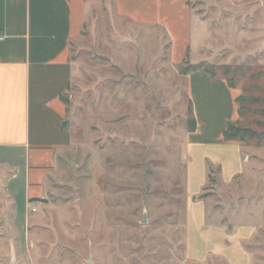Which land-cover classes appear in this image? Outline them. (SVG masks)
Wrapping results in <instances>:
<instances>
[{"label":"rangeland","instance_id":"1","mask_svg":"<svg viewBox=\"0 0 264 264\" xmlns=\"http://www.w3.org/2000/svg\"><path fill=\"white\" fill-rule=\"evenodd\" d=\"M187 1L208 25L202 52L193 43L181 66L162 29L109 7L73 46L75 145L37 204L42 222L28 236L19 228L15 264H264V0ZM200 64L241 92L235 124L261 138L240 143L247 164L233 183L210 166L203 189L212 151L188 146V68Z\"/></svg>","mask_w":264,"mask_h":264},{"label":"crops","instance_id":"2","mask_svg":"<svg viewBox=\"0 0 264 264\" xmlns=\"http://www.w3.org/2000/svg\"><path fill=\"white\" fill-rule=\"evenodd\" d=\"M108 7L119 21L162 29L176 66L188 62L193 43L199 53L205 47L200 32L208 22L187 0H0V264L17 258L19 228L28 236L39 226L37 204L64 178L75 145L67 104L79 68L73 46L83 45L85 34L96 35L97 14ZM187 79L196 121L188 146L212 151L201 166V188L210 166L220 168L229 185L247 164L245 147L224 138L228 124L240 119L241 92L205 69ZM201 216L206 222L207 213Z\"/></svg>","mask_w":264,"mask_h":264},{"label":"trees","instance_id":"3","mask_svg":"<svg viewBox=\"0 0 264 264\" xmlns=\"http://www.w3.org/2000/svg\"><path fill=\"white\" fill-rule=\"evenodd\" d=\"M202 69H204V65L200 64V65H197L191 69L188 68V72L199 71ZM205 71L214 75L213 72H211L208 69H205ZM230 86L234 87L233 85H230ZM224 138L227 142L244 143V142L252 141V140L256 139L259 143H261V138L256 133H254L248 129H240L236 126L235 123H229L228 124V128L224 133ZM209 177H210V174H209Z\"/></svg>","mask_w":264,"mask_h":264},{"label":"built area","instance_id":"4","mask_svg":"<svg viewBox=\"0 0 264 264\" xmlns=\"http://www.w3.org/2000/svg\"><path fill=\"white\" fill-rule=\"evenodd\" d=\"M4 40V37L0 36V41ZM31 211L35 213L37 210L35 208H32Z\"/></svg>","mask_w":264,"mask_h":264},{"label":"water","instance_id":"5","mask_svg":"<svg viewBox=\"0 0 264 264\" xmlns=\"http://www.w3.org/2000/svg\"><path fill=\"white\" fill-rule=\"evenodd\" d=\"M12 264H15V258L12 259Z\"/></svg>","mask_w":264,"mask_h":264}]
</instances>
